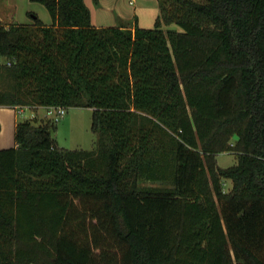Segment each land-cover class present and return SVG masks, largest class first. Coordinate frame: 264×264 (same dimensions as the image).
<instances>
[{"label": "trees", "instance_id": "16d2710c", "mask_svg": "<svg viewBox=\"0 0 264 264\" xmlns=\"http://www.w3.org/2000/svg\"><path fill=\"white\" fill-rule=\"evenodd\" d=\"M31 1L53 21L0 22V105L93 108L97 142L16 124L0 264H264V0H158L148 28Z\"/></svg>", "mask_w": 264, "mask_h": 264}, {"label": "crops", "instance_id": "0c3cea01", "mask_svg": "<svg viewBox=\"0 0 264 264\" xmlns=\"http://www.w3.org/2000/svg\"><path fill=\"white\" fill-rule=\"evenodd\" d=\"M84 1L91 10L92 23L97 27L135 24L153 27L160 13L158 0ZM39 4L31 0H0V22L6 26L11 23L32 24L36 14L45 24H52L51 16ZM41 108L44 107L36 110ZM17 114L16 107L0 105V149L15 145Z\"/></svg>", "mask_w": 264, "mask_h": 264}, {"label": "rangeland", "instance_id": "374dc122", "mask_svg": "<svg viewBox=\"0 0 264 264\" xmlns=\"http://www.w3.org/2000/svg\"><path fill=\"white\" fill-rule=\"evenodd\" d=\"M39 5H42L44 11H47L46 13L50 15L45 5ZM171 28H177V26L173 24ZM6 60V58L0 57V65L5 64ZM11 83L12 81L0 74V91L9 88ZM33 117H37L42 122L48 120L44 108L36 110L32 107L24 106L23 112L17 114L18 122L30 120ZM52 136L57 141L58 146L66 149L92 150L96 148L97 133L93 130V108L67 107L65 116L56 123ZM216 161L218 166L228 167L235 164L237 159L235 154L223 152L216 155ZM231 186V181L225 180L224 190L229 191Z\"/></svg>", "mask_w": 264, "mask_h": 264}, {"label": "built area", "instance_id": "2783aa9c", "mask_svg": "<svg viewBox=\"0 0 264 264\" xmlns=\"http://www.w3.org/2000/svg\"><path fill=\"white\" fill-rule=\"evenodd\" d=\"M5 64L11 65V62L6 60ZM23 107L24 106H16L18 113L23 112ZM44 109L46 110V117L55 123L59 122L67 112V107L62 105H48L44 106Z\"/></svg>", "mask_w": 264, "mask_h": 264}]
</instances>
